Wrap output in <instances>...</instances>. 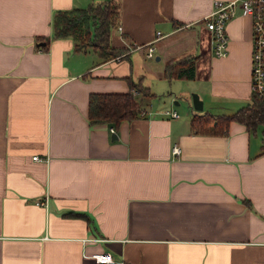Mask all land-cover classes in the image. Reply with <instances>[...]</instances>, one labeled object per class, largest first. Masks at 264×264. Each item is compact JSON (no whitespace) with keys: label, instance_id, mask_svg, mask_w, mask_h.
I'll return each mask as SVG.
<instances>
[{"label":"crops","instance_id":"0c3cea01","mask_svg":"<svg viewBox=\"0 0 264 264\" xmlns=\"http://www.w3.org/2000/svg\"><path fill=\"white\" fill-rule=\"evenodd\" d=\"M99 1L0 0V264H264V125L191 124L252 102L251 18L237 7L215 55L202 20L214 0H114L111 44L128 54L104 59L51 23ZM149 45L169 82L188 79L165 76L167 63L193 57L179 86L202 110L155 107L137 53ZM138 81L153 93L134 94L138 117L89 125L90 93ZM104 251L114 263L93 258Z\"/></svg>","mask_w":264,"mask_h":264},{"label":"trees","instance_id":"16d2710c","mask_svg":"<svg viewBox=\"0 0 264 264\" xmlns=\"http://www.w3.org/2000/svg\"><path fill=\"white\" fill-rule=\"evenodd\" d=\"M119 19V4L114 0H101L85 7L57 10L53 14L52 28L55 37L70 36L76 50H93L101 58L127 56L128 47L111 44V29ZM42 49L47 48L48 38ZM193 57L170 60L164 69L167 77L193 79L195 65ZM134 90L142 97L153 93L140 81L131 82L126 92H92L88 101V123L90 126L113 124L115 127L123 120H131L140 115L141 101L135 97ZM194 112L191 124L197 131H211L219 122L237 120L251 128L264 125V105L252 97V102L236 112L223 117H213ZM215 125H212V123Z\"/></svg>","mask_w":264,"mask_h":264},{"label":"built area","instance_id":"2783aa9c","mask_svg":"<svg viewBox=\"0 0 264 264\" xmlns=\"http://www.w3.org/2000/svg\"><path fill=\"white\" fill-rule=\"evenodd\" d=\"M237 7L241 9L242 14L251 18V95L264 105V0H214L212 10L202 20L210 33L211 50L215 55H225L229 41L227 23L236 14ZM157 33L160 34L159 31ZM146 55L153 56L151 45ZM133 93L137 91L134 90ZM165 113L173 117L178 116L176 111L166 110ZM111 130L113 131L112 128ZM180 152V146L173 145L171 153L178 155ZM33 158L40 160L38 155ZM92 256L99 263H114L109 251Z\"/></svg>","mask_w":264,"mask_h":264},{"label":"rangeland","instance_id":"374dc122","mask_svg":"<svg viewBox=\"0 0 264 264\" xmlns=\"http://www.w3.org/2000/svg\"><path fill=\"white\" fill-rule=\"evenodd\" d=\"M199 37L200 39L203 38L202 36ZM195 39L196 37L193 40ZM202 41L204 42V39H202ZM192 42L193 41L191 40L190 43ZM195 45H196L195 43L192 44V46ZM196 51H197V47L194 48L193 52ZM137 53L140 55L142 64L145 65V72L143 70L145 76L142 78V81L143 83L149 85L151 90L154 92L153 99L151 102L154 103L155 107L158 109H163L172 106L180 114L183 113V110L186 111L187 109H189L188 107L191 102L190 93L197 91H190L189 96H186L185 93L180 91V88L181 90H183L184 88L180 87L179 85L181 86H185L186 84L190 85V83H192L193 80L176 79L174 81L169 82L159 73L163 69L164 59L162 58L160 60H157L155 58L159 54L157 51H154L153 56L150 58L145 57L143 50H137ZM174 100H177L178 104H175Z\"/></svg>","mask_w":264,"mask_h":264},{"label":"water","instance_id":"95a60500","mask_svg":"<svg viewBox=\"0 0 264 264\" xmlns=\"http://www.w3.org/2000/svg\"><path fill=\"white\" fill-rule=\"evenodd\" d=\"M38 44H44V42L38 43ZM156 59H159V56L157 55L155 57ZM191 105L195 110H202L203 109V100L200 98L199 94L197 92H191ZM112 138H116V134L112 133Z\"/></svg>","mask_w":264,"mask_h":264}]
</instances>
